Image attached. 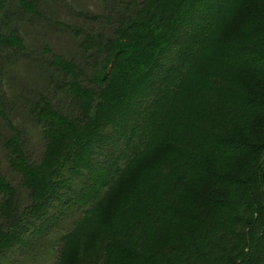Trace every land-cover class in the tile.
I'll use <instances>...</instances> for the list:
<instances>
[{
    "label": "trees",
    "instance_id": "1",
    "mask_svg": "<svg viewBox=\"0 0 264 264\" xmlns=\"http://www.w3.org/2000/svg\"><path fill=\"white\" fill-rule=\"evenodd\" d=\"M17 1L0 0L10 27L0 30V49L15 54L23 49L16 25L40 14L37 0ZM99 2L100 12L77 16L92 45L82 63L49 62L65 108L45 94L31 99L40 155L25 152L22 130L2 141L18 181L0 176V264L47 247L56 252L50 264H73L107 194L146 159L145 193L116 207L109 234L82 264H150L143 252L167 238L173 219L193 236L182 244L192 261L264 264V0Z\"/></svg>",
    "mask_w": 264,
    "mask_h": 264
},
{
    "label": "rangeland",
    "instance_id": "2",
    "mask_svg": "<svg viewBox=\"0 0 264 264\" xmlns=\"http://www.w3.org/2000/svg\"><path fill=\"white\" fill-rule=\"evenodd\" d=\"M30 1L18 0L17 4L20 7L21 4L30 5ZM37 3L40 10L39 16L28 20L20 19L22 22H18L16 25L19 31L18 36L22 42L20 46H23V49L18 48L16 50L17 54L14 51H1L0 49V102L4 104L2 108L9 113L5 117L0 113V176L5 177L14 186L18 181V174H16L9 163L11 156L8 150L3 147L2 141L8 137L9 133L12 134L15 129V131L22 130L24 132L25 152L32 158H37L40 155L43 148L42 139L39 135L38 126L34 124L28 112L31 106V99L45 94L60 108H65L66 101L62 91L59 87L54 88L53 85L54 77L60 78L61 75L60 73L52 72L54 66L49 64V62L51 57H54V59L64 62L72 60L71 62L76 66L80 65L83 61L82 56L87 53L85 48H92V45L82 42L86 37L84 34L85 30L77 31L82 24L81 18H77L78 13L90 15L96 14L101 10L99 0H37ZM0 22V30L6 31L7 28L10 29L8 25L2 24V20ZM58 23L60 25L67 24L70 27L74 25L77 35L73 34L72 30L61 27ZM97 30L94 28L87 35L93 37ZM53 150V156L56 157L58 149L55 148ZM152 170L153 161H147L146 159L138 164L118 187L107 194L101 207L98 228L92 234L87 245L77 247L72 252L70 259L75 260L73 264H82L83 258H90L94 254L95 242L110 232L111 220L116 207L131 198L140 197L145 193L150 184L149 176ZM18 194L20 197L22 196L20 190ZM187 197L192 199L193 192L190 191ZM148 208L149 205L134 208L129 214V219L142 217ZM74 215L73 213L65 216L61 221L64 224L63 228H65L59 229V233L68 227ZM186 230L185 224L173 219L171 226L168 227L167 238L152 244L143 252L142 257L150 264H162L164 258H169L170 261L176 264H205L197 260L192 261V257H186L183 254L182 244L193 240V236L188 235ZM188 230L191 231L190 229ZM170 236L174 238V244L170 243ZM51 238H57L54 232ZM55 256L56 252L54 250L50 251V248L47 247L42 251L41 255L33 259H19L13 255L6 259L4 264H50L55 259Z\"/></svg>",
    "mask_w": 264,
    "mask_h": 264
},
{
    "label": "water",
    "instance_id": "3",
    "mask_svg": "<svg viewBox=\"0 0 264 264\" xmlns=\"http://www.w3.org/2000/svg\"><path fill=\"white\" fill-rule=\"evenodd\" d=\"M261 176H262V179H263V181H264V168H263V170H262V172H261Z\"/></svg>",
    "mask_w": 264,
    "mask_h": 264
}]
</instances>
